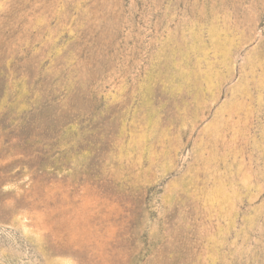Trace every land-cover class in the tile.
<instances>
[{
    "label": "rangeland",
    "instance_id": "1",
    "mask_svg": "<svg viewBox=\"0 0 264 264\" xmlns=\"http://www.w3.org/2000/svg\"><path fill=\"white\" fill-rule=\"evenodd\" d=\"M0 264H264V0H0Z\"/></svg>",
    "mask_w": 264,
    "mask_h": 264
}]
</instances>
